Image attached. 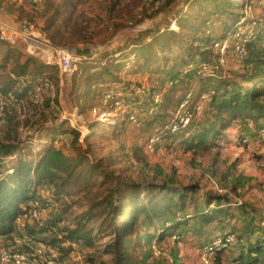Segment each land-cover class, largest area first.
Segmentation results:
<instances>
[{
    "label": "rangeland",
    "instance_id": "374dc122",
    "mask_svg": "<svg viewBox=\"0 0 264 264\" xmlns=\"http://www.w3.org/2000/svg\"><path fill=\"white\" fill-rule=\"evenodd\" d=\"M47 3L60 9L61 21L69 20L66 34L64 28L59 32L63 42L69 40L67 49L82 58V64L77 72L64 76L56 64L45 68L41 60L26 55L22 42L11 47L0 41V64L7 55L11 60H30L43 68L34 76L45 75L53 85L36 106L28 95L18 99L22 86L10 92L11 116L0 138V151L6 155L3 148L12 145L19 152L16 158L10 156L0 163V173H11L16 159L34 163L47 134L65 141L62 134L70 129L80 134L78 148L87 155L89 160L83 165L89 168L77 170L75 179L64 189L69 196L67 204L49 216L57 224L53 230L37 235L34 244L50 245L59 260H71L73 264L77 259L86 264H113V252L107 247L114 240L112 220L118 227L121 217L105 205L108 191L120 193L129 184L165 182L182 188L197 186L199 191L189 197L201 211L198 213L211 215L218 209L220 217L203 228L191 218L186 228L168 232L162 240L153 239L154 249L144 240L131 237L125 243L128 253L135 257L149 254L146 260L143 258L146 264H202L199 251L209 239L231 235L233 243L210 264H233L246 243H254L264 231V138L259 136L264 120L254 125L251 119L226 113L215 119L216 110L208 103L188 129L164 136V142L159 140L161 145L158 143L152 151L146 150V144L149 137L158 136L164 122L190 92L195 97L201 93L211 96L226 83L229 89L240 88L243 93L264 88V66L261 77L248 83L243 80L254 75L256 69L242 61L235 49L236 35L231 34L244 17L242 37L258 36L264 46L263 0H167L158 10L151 9L149 0H46L38 11L24 2L21 6L9 5L15 25L45 28L46 21L40 15ZM223 3L230 6L216 10ZM217 41H226L230 48L221 54L214 48ZM201 52L206 54L201 57ZM192 60H204L210 67L193 77L168 80ZM56 61L53 57L52 62ZM86 79L113 93L108 103L100 101L98 88L84 87ZM115 101L123 110L114 107ZM259 101L264 104V98ZM131 110L140 126L128 120ZM211 124L215 125V135L194 147L195 136ZM56 146L65 155L70 154V146ZM206 194L219 201H205ZM194 207L186 204L184 213H194ZM64 227L78 228L82 238L56 250L51 242ZM6 244L0 239V249Z\"/></svg>",
    "mask_w": 264,
    "mask_h": 264
},
{
    "label": "trees",
    "instance_id": "16d2710c",
    "mask_svg": "<svg viewBox=\"0 0 264 264\" xmlns=\"http://www.w3.org/2000/svg\"><path fill=\"white\" fill-rule=\"evenodd\" d=\"M45 2L46 0H44ZM229 6L230 3L218 4L216 10H219L220 7L227 8ZM40 17L46 21V26L42 30L46 34L47 42L54 48H67V41L69 40L66 39L63 42L59 30L60 28H64V32H67L69 20L63 19L61 21L60 9L47 3ZM207 24L209 23L207 22ZM259 41L260 37L258 36L242 41L245 55L241 59L245 64L253 65L256 69L254 75L243 79L247 83L256 77H261L260 69L264 66V46L260 45ZM205 54V52H201V57ZM10 58L7 55L3 63L0 64V84L2 86L0 87V93L6 95L10 92H15L18 88L17 85L19 87L22 86L19 88L20 93L17 96L18 99L23 100V97L27 95L26 92L37 80L48 77L45 75L34 76L36 72L42 71L43 68H37L30 60L22 61L13 57L12 61ZM43 66L46 68L51 65L44 64ZM208 67H210L209 62L201 60L197 63L192 60L181 67L178 73L173 74L168 80H173L177 77L181 79L193 77L198 73L206 71ZM7 68H9L8 72H6ZM21 82L23 83L22 85L20 84ZM84 84L85 88L86 86L98 88L100 91L97 94H100V101L102 100L103 94L106 91L102 89L104 86L98 83L94 84L89 79H86ZM227 84L224 85V88L220 92L212 90L213 94L210 96V102L207 106L216 110L215 119H218L221 114L226 113L233 118H240L242 120L251 119L254 125L264 120V104L259 101L260 98H264V88L259 90L250 88L243 93L240 88L237 91L229 89V85ZM147 96H151V93ZM137 120L140 123L138 118ZM214 126L211 124L208 130L195 136L193 145H196L194 147L204 145L209 137L215 135V131H213ZM62 137L65 138V141L61 140L59 136L51 137L50 134H47L44 138V146L37 152V158L34 163H30L24 159H16V165L10 169L11 173H0V239L7 242L3 248L13 244L15 237H21V234L16 229L15 220L27 202L37 199V196L44 190H48L52 194L64 193L69 200V196L64 192V189L75 179L78 169L89 168L88 165H83L84 162L89 160L87 155L83 153L82 149L78 148L79 132L75 129H70L68 132H64ZM58 143L70 146V154L65 155L63 149L56 146ZM18 150L17 147H13L12 145L5 146L3 151L6 155H2L5 158L10 156L16 158ZM90 169L93 170L95 168L90 167ZM198 191L199 188L197 186L182 188L165 182L158 185L129 184L120 193L114 189H110L104 203L112 214L121 217L118 227H115V220H112L114 240L107 247V250L113 252V264H146L145 260L149 257V254L135 257L128 253L125 243L131 237L144 240L147 247L150 248L153 247V239L162 240L168 232L186 228L191 218H196L202 228L210 226L213 221L218 220L221 215L218 209L212 211L211 215L198 213L201 211H199V208L193 202V197H189ZM117 194L120 198L117 200V205H115L114 201ZM204 200H211V202L219 201L217 197L209 194L204 195ZM186 204L193 207L195 205L194 213H184ZM56 224L54 217L48 218L42 226L32 225L27 227L24 234L31 238L34 244L37 235L53 230V226ZM151 231H153V235L150 234ZM141 234H143L144 239L143 237L140 239ZM216 237L209 239V242ZM81 238L78 228L69 230L67 227H64L58 231L57 238L51 242V246L56 247L54 249L57 250V246H62L66 243L72 245ZM136 244L139 245L141 243L137 241ZM43 246L50 247V245ZM233 264H264L263 230L255 238L254 243H246V247L239 251Z\"/></svg>",
    "mask_w": 264,
    "mask_h": 264
},
{
    "label": "built area",
    "instance_id": "2783aa9c",
    "mask_svg": "<svg viewBox=\"0 0 264 264\" xmlns=\"http://www.w3.org/2000/svg\"><path fill=\"white\" fill-rule=\"evenodd\" d=\"M166 1L167 0H149V6L152 10H158ZM24 2H27L35 11H38L42 8L44 0H0V14H5L9 10V5L21 6ZM244 21L245 18L242 17L238 22L236 30L231 33L233 36L236 35L234 37L236 41L235 49L240 53L241 57L245 54L242 44V41H244L242 36H244L245 33H242L243 31L241 32V26ZM241 38L242 41H240ZM0 41L11 47L22 42L26 55L39 59L46 65L56 64L60 74L64 76H70L76 72L78 70V65L82 62V58L73 50L52 47L47 42L45 32L32 24L26 26H11L0 23ZM238 41L241 43H238ZM214 48L223 54L230 46L226 41H217L214 42ZM53 57L57 58L56 62H52ZM171 84L170 82V85ZM52 90L53 85L50 80L48 78H41L37 80L26 93L30 98V103L36 106L42 103L44 94ZM112 97L113 93L105 91L101 101L105 105ZM209 98V94L201 93L195 97V95L190 92L186 100H184L171 114L170 120L162 126L159 132H157L158 136L155 135V138L154 135L149 137L146 150L148 152L152 151L153 147L160 144L159 140L164 142V136L179 134L185 129H188L191 121L196 116L201 115L204 110V105L210 102ZM154 101L157 102V100ZM11 102V93L0 95V138L2 137L4 126L11 116ZM113 105L120 111L123 110L117 101H115ZM128 114V120L136 127L140 126L136 113L131 110ZM103 116H105V114H103ZM260 135L264 138V131H262L259 136ZM3 161H6V158L0 153V163ZM67 200L68 198L64 193L52 194L50 191L44 190L40 195V200L32 199L27 202L26 206L15 220L16 229L21 234V237H15L13 244L0 249V264H73L71 260H59L55 251L46 246L34 245L31 238L24 234L25 229L29 226H42L49 216L55 214L58 208L63 206ZM232 243L233 238L231 235L216 237L211 240L199 251L202 264H210L212 260L216 259L218 254L225 251ZM151 248L154 249V247ZM75 264L86 263L77 259Z\"/></svg>",
    "mask_w": 264,
    "mask_h": 264
},
{
    "label": "crops",
    "instance_id": "0c3cea01",
    "mask_svg": "<svg viewBox=\"0 0 264 264\" xmlns=\"http://www.w3.org/2000/svg\"><path fill=\"white\" fill-rule=\"evenodd\" d=\"M15 19L10 9L5 14H0V23L3 24L15 26Z\"/></svg>",
    "mask_w": 264,
    "mask_h": 264
}]
</instances>
